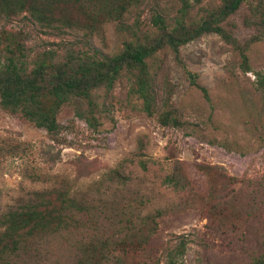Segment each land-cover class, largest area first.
I'll use <instances>...</instances> for the list:
<instances>
[{
	"label": "rangeland",
	"instance_id": "rangeland-1",
	"mask_svg": "<svg viewBox=\"0 0 264 264\" xmlns=\"http://www.w3.org/2000/svg\"><path fill=\"white\" fill-rule=\"evenodd\" d=\"M223 1L191 0L183 10L178 0H135L120 22L90 35L42 27L26 13L0 17V61L10 40L22 43L25 61L43 50L59 60L111 56L157 36L154 14L168 32L174 20L196 25ZM51 11L68 24L84 21L74 7ZM221 27L227 41L200 35L178 60L162 47L142 68L123 69L109 90H91L90 104L71 98L56 113V141L0 109V214L42 190L83 207L69 209L68 231L39 234L29 258L7 264H77L83 253L88 264H251L262 255L264 0H243ZM165 116L171 121L161 125ZM46 200L59 208L56 195Z\"/></svg>",
	"mask_w": 264,
	"mask_h": 264
},
{
	"label": "trees",
	"instance_id": "trees-1",
	"mask_svg": "<svg viewBox=\"0 0 264 264\" xmlns=\"http://www.w3.org/2000/svg\"><path fill=\"white\" fill-rule=\"evenodd\" d=\"M134 1L0 0V17L8 18L26 13L42 27H65L90 35L96 33L102 23L120 22ZM178 1L184 10L191 0ZM242 1L224 0L217 11L200 19L191 27H185L181 20H174V26L168 32H164L166 25L163 18L154 14L150 22L158 30L157 36L145 44L125 42L121 50L111 56L97 57L78 52L70 53L64 60H59L54 52L43 50L37 52L31 61H25L27 55L22 43L10 40L1 47V51L7 56L0 61V109L8 114H17L36 128L43 129L51 141H56L60 131L56 113L64 103L76 97L83 98L90 104L87 98L91 90L98 87L109 90L123 69L142 68L144 60L162 47H167L178 60L179 48L200 35L214 34L227 41L229 35L224 32L221 23L238 9ZM53 7H59V10L74 7L76 13L83 16L84 21L79 27L76 24H68L65 18L58 20L52 14ZM6 40L3 36L1 42ZM184 72L189 83L194 85V76L188 71ZM201 91L204 92L203 89ZM142 109L148 115L151 114L148 104ZM75 115L83 119L88 126H92V118H86L78 112H75ZM170 121L165 116L159 123L166 125ZM169 182L173 180L170 178ZM53 194L60 200L57 210L51 209L46 200ZM74 204L68 193L42 190L32 192L24 204L0 214V264H7V257H11L13 262L18 259L22 262L25 260L23 258H29L28 252L37 242L39 234L68 231L74 223L67 221L70 217L69 209L74 208L77 212L83 210L82 206H73ZM102 259L99 258V264ZM88 263L84 253L78 257L77 264ZM251 264H264V251Z\"/></svg>",
	"mask_w": 264,
	"mask_h": 264
}]
</instances>
